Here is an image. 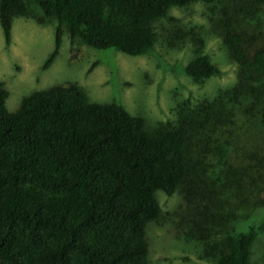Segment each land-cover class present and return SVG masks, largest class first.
I'll return each instance as SVG.
<instances>
[{
  "label": "trees",
  "instance_id": "obj_1",
  "mask_svg": "<svg viewBox=\"0 0 264 264\" xmlns=\"http://www.w3.org/2000/svg\"><path fill=\"white\" fill-rule=\"evenodd\" d=\"M200 2L217 0H0V26L9 41L14 17L35 4L58 24L48 63L64 31L94 49L141 56L156 42V20ZM244 37L227 33L224 44L244 74L260 79L264 45L248 50ZM184 71L202 83L219 68L201 54ZM253 92L264 128V84ZM8 96L0 81V264H150L146 225L161 215L156 192L171 196L194 174L188 131L148 127L116 100L90 101L75 82L34 91L14 112ZM216 148L224 159L225 147ZM255 159L249 165L262 184L264 157ZM229 165L234 174L241 164ZM257 197L264 207L263 184ZM233 230L213 248L214 264H252L264 217Z\"/></svg>",
  "mask_w": 264,
  "mask_h": 264
},
{
  "label": "rangeland",
  "instance_id": "obj_2",
  "mask_svg": "<svg viewBox=\"0 0 264 264\" xmlns=\"http://www.w3.org/2000/svg\"><path fill=\"white\" fill-rule=\"evenodd\" d=\"M57 25L30 4L28 15L14 17L9 41L0 26V81L9 92L7 109L16 111L34 91L75 82L90 101L116 100L148 127L186 129L194 174L171 196L156 192L161 215L146 225L148 261L214 264L213 248L227 231L246 229L264 217V207L257 204L264 181L257 177L261 171L249 165L264 157L262 101L253 92L264 77L244 74L224 44L227 33L243 31L246 49L264 45V1L217 0L171 8L153 23L156 42L141 56L94 49L64 31L48 63ZM201 54H208L219 72L196 83L184 68ZM220 144L225 147L221 160L215 157ZM229 163L244 165L231 174ZM252 264H264V233Z\"/></svg>",
  "mask_w": 264,
  "mask_h": 264
}]
</instances>
